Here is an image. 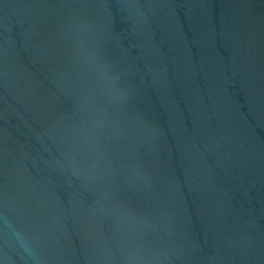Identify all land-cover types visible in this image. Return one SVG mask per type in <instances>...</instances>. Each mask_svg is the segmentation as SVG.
I'll list each match as a JSON object with an SVG mask.
<instances>
[{
  "label": "water",
  "instance_id": "obj_1",
  "mask_svg": "<svg viewBox=\"0 0 264 264\" xmlns=\"http://www.w3.org/2000/svg\"><path fill=\"white\" fill-rule=\"evenodd\" d=\"M0 264H264V0H0Z\"/></svg>",
  "mask_w": 264,
  "mask_h": 264
}]
</instances>
